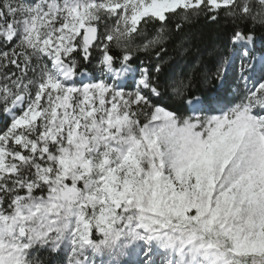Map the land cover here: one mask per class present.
Returning a JSON list of instances; mask_svg holds the SVG:
<instances>
[{
  "label": "snow or ice",
  "instance_id": "1",
  "mask_svg": "<svg viewBox=\"0 0 264 264\" xmlns=\"http://www.w3.org/2000/svg\"><path fill=\"white\" fill-rule=\"evenodd\" d=\"M0 264H264V0H0Z\"/></svg>",
  "mask_w": 264,
  "mask_h": 264
}]
</instances>
